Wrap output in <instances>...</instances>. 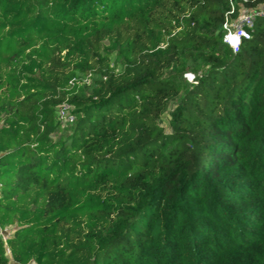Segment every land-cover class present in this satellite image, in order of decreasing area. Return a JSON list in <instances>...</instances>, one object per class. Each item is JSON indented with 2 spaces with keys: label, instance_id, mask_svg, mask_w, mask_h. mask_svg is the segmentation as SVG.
Wrapping results in <instances>:
<instances>
[{
  "label": "trees",
  "instance_id": "16d2710c",
  "mask_svg": "<svg viewBox=\"0 0 264 264\" xmlns=\"http://www.w3.org/2000/svg\"><path fill=\"white\" fill-rule=\"evenodd\" d=\"M234 2L264 0H0V264H264V13L234 53Z\"/></svg>",
  "mask_w": 264,
  "mask_h": 264
},
{
  "label": "built area",
  "instance_id": "2783aa9c",
  "mask_svg": "<svg viewBox=\"0 0 264 264\" xmlns=\"http://www.w3.org/2000/svg\"><path fill=\"white\" fill-rule=\"evenodd\" d=\"M261 9H255L252 12H245L239 14L237 17H233L236 13L235 6L231 4V9L225 14V22L223 24V42L234 52L237 53L241 45L244 42H247L251 39L254 32V27L256 20L264 12H261ZM68 107H61L60 115L66 117ZM72 116H74L72 114ZM75 117V116H74ZM12 232L7 229V227L2 228L0 226V240L4 243L6 247V254L11 257L10 248L7 245V240L11 237ZM10 262L16 264L15 261L11 258ZM10 263V264H11Z\"/></svg>",
  "mask_w": 264,
  "mask_h": 264
},
{
  "label": "rangeland",
  "instance_id": "374dc122",
  "mask_svg": "<svg viewBox=\"0 0 264 264\" xmlns=\"http://www.w3.org/2000/svg\"><path fill=\"white\" fill-rule=\"evenodd\" d=\"M233 6H235L236 11H238L239 14H243L245 12H252L255 9H261V12H264V3H262V6H258V7H249L246 6V3L243 2H239V3H232ZM116 56H112V62L114 64H116ZM118 66V70L122 69V66L119 64H116ZM183 78L188 82V83H193L194 82V74L191 72H187L183 75ZM97 79H93L91 76H81L80 80L76 82L75 85V91L72 93V96L77 95L79 97H86L88 95H90L95 87ZM68 107L67 108V112H66V117H62L60 115V109L61 107ZM173 104H170V107L168 109V111H170V109L172 108ZM75 109L74 106L64 103L61 106L56 108V118L58 121L61 122V128L60 130H58L57 134H64L68 131V129L74 124L75 122V117L72 116V114L74 113ZM168 119L169 116L168 114H166V118L164 121V126L167 130H169V126H168ZM7 229L9 230V232L13 231L14 227L9 226L7 227ZM11 263V262H10ZM13 264V263H11ZM30 264H34V263H30Z\"/></svg>",
  "mask_w": 264,
  "mask_h": 264
}]
</instances>
